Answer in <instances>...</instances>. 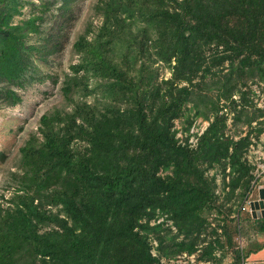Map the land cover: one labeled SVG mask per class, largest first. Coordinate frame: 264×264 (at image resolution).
Masks as SVG:
<instances>
[{
	"label": "trees",
	"instance_id": "16d2710c",
	"mask_svg": "<svg viewBox=\"0 0 264 264\" xmlns=\"http://www.w3.org/2000/svg\"><path fill=\"white\" fill-rule=\"evenodd\" d=\"M74 1L0 0V108L21 100L35 59L59 47ZM25 3L29 15L10 21ZM95 14L100 21L78 34L79 60L60 87L69 108L44 112L40 136L19 147L10 204L0 206V264H163L200 249L205 212L221 210L208 169L222 171V190L249 188L250 139L226 133L218 100L236 90L251 106L236 81L244 86L241 76L254 71L264 81V0H98ZM159 67L170 76L160 78ZM207 78L217 99L202 111L193 87L202 99ZM191 108L189 126L200 114L208 120L194 145L173 127ZM257 111L245 116L248 133L264 115ZM255 219L264 232V217ZM164 220L176 229L170 244Z\"/></svg>",
	"mask_w": 264,
	"mask_h": 264
},
{
	"label": "rangeland",
	"instance_id": "374dc122",
	"mask_svg": "<svg viewBox=\"0 0 264 264\" xmlns=\"http://www.w3.org/2000/svg\"><path fill=\"white\" fill-rule=\"evenodd\" d=\"M98 0H76L72 3V12L69 18H62L63 27L58 39L59 47L51 53L44 52L42 59H35L37 68L31 72L32 79L26 82L24 87L19 89L21 100L14 105H5L0 108V206L10 204L15 185L14 174L20 159L19 147L24 143L31 133L37 136L40 116L54 107L69 108V104L64 99L60 90L65 73L70 72L69 65L79 60V54L74 50L73 43L78 34L84 32L89 26L94 27L99 23V16L95 14V4ZM30 4L25 3L19 8L18 13L10 21L19 22L20 18L28 16ZM49 20V19H48ZM54 25L57 22L56 16L51 19ZM225 62L223 65H226ZM217 67H215L216 69ZM159 77L167 78L171 71L167 67H159ZM211 77V76H210ZM216 77V76H214ZM222 78V76H221ZM236 80V75L232 76ZM244 82L236 81L234 88L246 91L245 97L252 100V105L242 101L241 93L236 90L229 98L220 97L219 105L221 111L228 115L226 133L235 139L248 135L250 142L244 151V159L251 166L252 175L249 188L242 186L231 187L227 185L223 190L222 171L208 169L211 175L216 172L215 180L217 184L216 193L219 194V201L223 203L219 212L211 210L205 212L207 219L206 232L202 234L207 242H211V256L207 259L200 258L203 255V246L193 253L181 252L172 258H161L163 264H264V232L258 231V221L252 216L251 209L243 207L245 199L256 197L257 187L264 184V115L257 117L252 122L254 131L248 133L249 128L245 123L246 114L258 113L260 109L264 113V81L261 76L254 71L241 76ZM196 81V80H195ZM194 81V82H195ZM206 87L203 88L204 97L200 99L198 87H193L195 103L202 111L210 107L211 101L217 99L216 84L206 79ZM77 96L73 93V96ZM86 99L92 101V95ZM192 103L189 106L192 107ZM235 105V108H233ZM243 106V108H241ZM194 108L186 111L184 116L174 120L173 127L177 128L176 136L181 138L188 136L189 142L195 144L197 136L201 134L208 125L200 114L194 118L189 126L186 115H192ZM242 110V112L240 111ZM235 115L239 117L235 118ZM263 126L262 131L257 135L256 128ZM189 126V127H188ZM259 163V164H257ZM256 164L260 168L256 171ZM176 168H171L166 172L174 176ZM229 171L226 167L225 172ZM258 172H261L259 175ZM230 176H226V181ZM244 191V193H242ZM56 210V207L53 208ZM160 216L155 222L162 220ZM154 223V220H151ZM170 220H164L162 233L165 234L164 242L170 244L169 237L176 236V229L170 226ZM179 239L176 237L175 240ZM165 245V244H164ZM157 243L153 240L152 253L156 252Z\"/></svg>",
	"mask_w": 264,
	"mask_h": 264
},
{
	"label": "water",
	"instance_id": "95a60500",
	"mask_svg": "<svg viewBox=\"0 0 264 264\" xmlns=\"http://www.w3.org/2000/svg\"><path fill=\"white\" fill-rule=\"evenodd\" d=\"M249 206L254 218L264 217V184L257 187L256 197Z\"/></svg>",
	"mask_w": 264,
	"mask_h": 264
},
{
	"label": "built area",
	"instance_id": "2783aa9c",
	"mask_svg": "<svg viewBox=\"0 0 264 264\" xmlns=\"http://www.w3.org/2000/svg\"><path fill=\"white\" fill-rule=\"evenodd\" d=\"M190 144H191V142H190ZM191 145H194V144H191ZM257 164H259V163H257ZM256 164V171L260 168V166L259 165H257ZM261 172H258V174L257 175H259ZM250 198L248 199H245V201H244V203H243V207H245V205L247 206V208L249 209L250 208V206H249V204H250ZM250 210V209H249Z\"/></svg>",
	"mask_w": 264,
	"mask_h": 264
}]
</instances>
